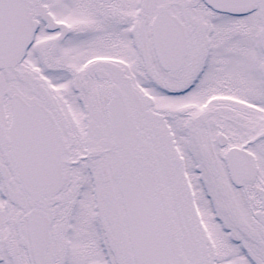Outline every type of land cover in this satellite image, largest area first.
Segmentation results:
<instances>
[{
  "label": "snow or ice",
  "instance_id": "snow-or-ice-1",
  "mask_svg": "<svg viewBox=\"0 0 264 264\" xmlns=\"http://www.w3.org/2000/svg\"><path fill=\"white\" fill-rule=\"evenodd\" d=\"M0 264H264V0H0Z\"/></svg>",
  "mask_w": 264,
  "mask_h": 264
}]
</instances>
